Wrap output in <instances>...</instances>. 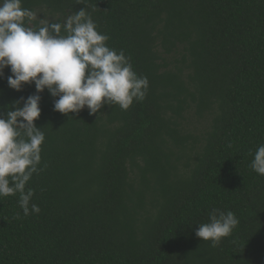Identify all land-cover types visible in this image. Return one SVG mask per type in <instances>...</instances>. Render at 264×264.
I'll list each match as a JSON object with an SVG mask.
<instances>
[{
	"label": "trees",
	"instance_id": "obj_1",
	"mask_svg": "<svg viewBox=\"0 0 264 264\" xmlns=\"http://www.w3.org/2000/svg\"><path fill=\"white\" fill-rule=\"evenodd\" d=\"M63 24L86 9L149 87L128 110L65 116L41 93L42 169L0 198V264H264V0H22ZM30 26L38 27L39 19ZM0 79V115L17 92ZM213 208L239 224L195 236Z\"/></svg>",
	"mask_w": 264,
	"mask_h": 264
},
{
	"label": "clouds",
	"instance_id": "obj_2",
	"mask_svg": "<svg viewBox=\"0 0 264 264\" xmlns=\"http://www.w3.org/2000/svg\"><path fill=\"white\" fill-rule=\"evenodd\" d=\"M39 19L40 26H30ZM110 37L97 30L86 9L50 22L24 8L22 0H0V79L10 69L7 85L20 92L34 85L35 93L21 97L0 115V198L19 193L23 214H38L31 203L34 190L26 186L42 169L45 134L35 122L41 116V93L54 99L53 110L65 116L87 109L95 115L105 106L128 110L142 101L149 87L121 50L110 48ZM251 169L264 176V144L258 146ZM239 221L231 211L213 208L208 222L198 225L195 236L218 247L231 236Z\"/></svg>",
	"mask_w": 264,
	"mask_h": 264
}]
</instances>
